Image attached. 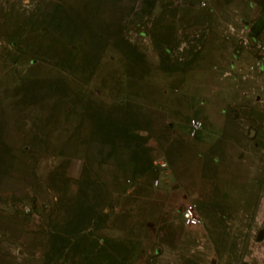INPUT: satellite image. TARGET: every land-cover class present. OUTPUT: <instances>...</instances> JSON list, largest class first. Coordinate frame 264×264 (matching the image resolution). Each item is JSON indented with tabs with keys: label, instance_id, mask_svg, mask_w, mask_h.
<instances>
[{
	"label": "rangeland",
	"instance_id": "rangeland-1",
	"mask_svg": "<svg viewBox=\"0 0 264 264\" xmlns=\"http://www.w3.org/2000/svg\"><path fill=\"white\" fill-rule=\"evenodd\" d=\"M262 34L264 0H0V264H264Z\"/></svg>",
	"mask_w": 264,
	"mask_h": 264
},
{
	"label": "built area",
	"instance_id": "built-area-1",
	"mask_svg": "<svg viewBox=\"0 0 264 264\" xmlns=\"http://www.w3.org/2000/svg\"><path fill=\"white\" fill-rule=\"evenodd\" d=\"M250 43L255 48V54L253 56V63L248 64V70H255L259 76V91L255 93L254 99L256 101L264 102V34L261 36H251ZM200 119L196 117H190L188 121V135L194 136L200 129ZM260 162L264 166V147L260 148ZM153 166L165 167V162L158 160ZM154 183H157V178L154 179ZM181 223L185 226H194L201 223L200 216L196 212L194 205L183 204L179 211Z\"/></svg>",
	"mask_w": 264,
	"mask_h": 264
},
{
	"label": "crops",
	"instance_id": "crops-1",
	"mask_svg": "<svg viewBox=\"0 0 264 264\" xmlns=\"http://www.w3.org/2000/svg\"><path fill=\"white\" fill-rule=\"evenodd\" d=\"M258 24H260V23L256 22V23L252 24V28H255ZM242 55H243L242 59L236 61L235 65L241 64L242 72L246 73V72H248V64H252L253 61H254V59H253V56H249L246 51H244L242 53ZM258 81H259V76H258ZM243 86H245L246 88H248V85L247 86L246 85H243ZM257 88L259 89V86H257ZM261 104H264V102H261ZM258 114H259V118L263 120L264 119V111L259 110L258 111ZM263 121H261V122L263 123ZM262 123H261V125H262ZM258 130L260 132H263L264 131V125H263V127L262 126H259L258 127ZM204 133H210V132H208V130H207V131H204ZM260 135H261L260 138H261L262 142H264V133L263 134L260 133ZM202 136L200 137V139L203 141V137ZM205 138H206V136H205Z\"/></svg>",
	"mask_w": 264,
	"mask_h": 264
},
{
	"label": "bare ground",
	"instance_id": "bare-ground-1",
	"mask_svg": "<svg viewBox=\"0 0 264 264\" xmlns=\"http://www.w3.org/2000/svg\"><path fill=\"white\" fill-rule=\"evenodd\" d=\"M202 127H203V126H200V129H199V130H201V129H202Z\"/></svg>",
	"mask_w": 264,
	"mask_h": 264
},
{
	"label": "water",
	"instance_id": "water-1",
	"mask_svg": "<svg viewBox=\"0 0 264 264\" xmlns=\"http://www.w3.org/2000/svg\"><path fill=\"white\" fill-rule=\"evenodd\" d=\"M246 22V21H245Z\"/></svg>",
	"mask_w": 264,
	"mask_h": 264
}]
</instances>
